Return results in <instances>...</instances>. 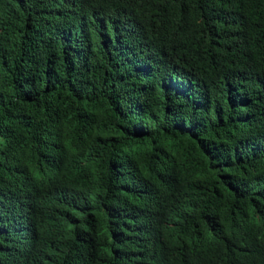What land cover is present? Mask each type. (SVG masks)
Instances as JSON below:
<instances>
[{
	"label": "trees",
	"instance_id": "16d2710c",
	"mask_svg": "<svg viewBox=\"0 0 264 264\" xmlns=\"http://www.w3.org/2000/svg\"><path fill=\"white\" fill-rule=\"evenodd\" d=\"M0 264H264V0H0Z\"/></svg>",
	"mask_w": 264,
	"mask_h": 264
}]
</instances>
